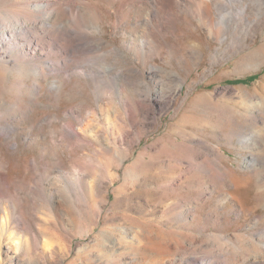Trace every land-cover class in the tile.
Returning a JSON list of instances; mask_svg holds the SVG:
<instances>
[{"label": "rangeland", "instance_id": "obj_1", "mask_svg": "<svg viewBox=\"0 0 264 264\" xmlns=\"http://www.w3.org/2000/svg\"><path fill=\"white\" fill-rule=\"evenodd\" d=\"M15 1H0V18ZM199 1L161 0L164 31L140 51L150 0H72L51 24L73 32L38 28L48 38L26 55L6 41L4 264H264V64L249 58L264 26L236 27L228 0L235 25L221 30Z\"/></svg>", "mask_w": 264, "mask_h": 264}, {"label": "bare ground", "instance_id": "obj_2", "mask_svg": "<svg viewBox=\"0 0 264 264\" xmlns=\"http://www.w3.org/2000/svg\"><path fill=\"white\" fill-rule=\"evenodd\" d=\"M213 1L215 2L214 5L216 6V11L219 13V17H218L217 22L213 21V19H214V18L212 19L213 14L211 17V10H212V4H213V2L211 0H207V1L200 0L199 1L200 2V4L198 5L199 6L198 7L199 13L200 12H201L200 14L203 13L208 24H210L211 26L215 24V26L217 25L218 28H220L221 30H224V31H228L229 29L234 28L233 26L235 24L232 25V22H233V19H235V18L234 17L228 18V16L224 14V12L227 11V9H228V4H227L228 0H213ZM229 1H230V3H232L231 0H229ZM126 2H128V1H126ZM160 2H161V0H160ZM160 2L158 0H150V3H149L150 8L146 9V10L144 9L145 11L141 12V14L139 13V15L137 14L138 15V21L141 20L143 24L140 27H138L139 29H141L140 35L135 36V39H133L131 42L132 46L131 45L130 46L132 49L137 48V51H140L139 49L144 50L146 48L147 42L148 43L150 42L149 39L151 41L158 42L157 38L164 31V27H163V24H161V25L159 24L160 19L158 20V18L156 16H154L155 14L153 13V10L155 9V7H158ZM199 2H197V3H199ZM239 2L241 5V10L238 13L237 17H239L240 22L238 21L239 23H237V25H235V26L240 27V28H246V25H247L246 23H250L251 27L250 26L249 27L252 28L251 30H253L254 27H257V29H260V27L263 28V26H264V19H263L264 18V5L261 6V4H257L256 0H239ZM188 3H186V5H185V12L188 14L194 15L197 12V10H195L196 7H195V9H193L192 8L193 6L191 7ZM234 5L235 4H233V6ZM12 6L13 7L9 8L6 11V14H4L8 20L4 17L0 18V53L1 54L6 53L8 51V47L6 46L7 45L6 41H8L9 38H15V39H17V40L19 39L21 41L22 48L20 50H18L19 53H23L24 55H26L27 53L30 54V52L32 51V49H30V48L33 47V50H34V44H38L39 40H44L45 38H48L47 35H45L43 37L39 36L38 38L35 37V35H37L38 31H40V29L38 30V28H41V30L42 29H48L51 27L57 28L58 30L61 29L60 31H62L63 33L65 32L67 34L69 33V31H71V32L74 31V29H71V27L68 25L66 26V25H64V24L62 25L60 23V24L54 26L53 24H51V23H53V21H55L57 19H61V20L65 19L68 16L69 12L71 10H74L75 6H74L72 0H24V2H20V3L15 1ZM19 6H22L23 9ZM175 6H177V5H175ZM179 6H181V5H179ZM51 7L55 8L53 10V14L49 10ZM138 7H139V5H138ZM180 8H182V7H180ZM132 9H133V6L131 7V11H133ZM162 9H161V11H162ZM24 10L27 11L26 16H25ZM140 10H142V9H140ZM42 12L45 15L44 17L40 16V13H42ZM173 12L175 14V11H173ZM166 13H167V11H166ZM198 14H197V16H198ZM229 14H231V13H229ZM30 16L35 17V18L40 19V20L36 21L37 19L36 20L35 19L32 20L31 18L29 19L28 17H30ZM254 16H258L257 20H255L256 21L255 24H254V22L252 23L250 20V18H252ZM176 17H177V15H176ZM172 19H174V18H172ZM164 20L165 19H163V21ZM58 21H60V20H58ZM164 26H166V25H164ZM49 31H48V33H50ZM75 32H76V39L78 37L77 40H79L78 41L79 49H81V51H83V52L88 51L89 48L91 47V45L86 41L87 34L84 35L86 37L85 40L84 41L82 40V42H81L80 41L81 35L78 33V31L75 30ZM51 33H52V31H51ZM30 35H32L33 37H31ZM162 36H164V35H162ZM32 38H34V39H32ZM249 58H250V61L255 60V61H257L256 63H258L259 65L261 64V66H262V64H264V50H260L259 52H255V53L250 54ZM262 134H263V136H260V137H262L261 142L264 143V130H263ZM250 141L251 140L249 138L248 142H250ZM256 145H258V143ZM6 224H7L6 219L0 218V231L2 230L1 229L2 227H5ZM4 259H5V257L3 254L2 235L0 233V264H4Z\"/></svg>", "mask_w": 264, "mask_h": 264}]
</instances>
